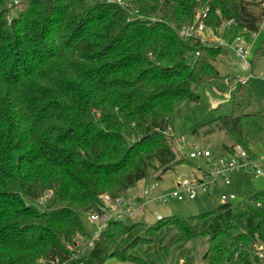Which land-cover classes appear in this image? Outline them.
I'll use <instances>...</instances> for the list:
<instances>
[{"label":"trees","instance_id":"16d2710c","mask_svg":"<svg viewBox=\"0 0 264 264\" xmlns=\"http://www.w3.org/2000/svg\"><path fill=\"white\" fill-rule=\"evenodd\" d=\"M9 1L0 0V264H165L198 238L205 264H251L264 242V191L156 225L111 220L97 238L82 215L103 193L127 195L148 169L160 177L186 161L167 133L228 52L180 30L203 22L216 34L233 20L257 33L264 0H20L11 21ZM250 99L239 90L233 114L217 119L232 147L264 139V113L244 111ZM143 245L154 252L142 263L133 252Z\"/></svg>","mask_w":264,"mask_h":264},{"label":"rangeland","instance_id":"374dc122","mask_svg":"<svg viewBox=\"0 0 264 264\" xmlns=\"http://www.w3.org/2000/svg\"><path fill=\"white\" fill-rule=\"evenodd\" d=\"M128 1L125 0L122 3H118L126 5ZM20 3V0L9 1L7 6L9 10L7 18L9 21L20 15L22 10ZM206 11H208L207 8H205L204 12ZM204 12L199 13L197 17H204ZM199 36L203 43L209 41L214 44L217 42L223 43L228 55L220 57L217 63L220 77L195 85L194 89L199 96V100L183 106L174 115L172 128L167 133V136L170 138L174 149L177 150L178 156L186 159V161L177 165L175 169L164 172L160 177L162 170L148 169L146 177L127 191L128 196H141L144 188H149L152 184L158 185L157 189L152 193L154 198L169 193L173 188L174 182L202 178V173L210 171L215 165L216 160L214 158L219 156L228 157L227 148L233 146V141L226 131L220 128L217 119L220 116L233 114V102L239 90H244L251 98L244 107L245 112L255 113L260 111L264 113V56H256L257 51L264 43V20L257 33L246 31L237 24H230L227 21L222 24L216 34L212 29L205 27L203 34ZM238 42H243L250 49L246 60H242L236 53L235 48ZM225 79H227V82ZM197 148L208 149L212 154L211 161L204 158L190 159L189 154ZM247 149L252 161L262 172L261 174L254 172L233 173L230 175L232 180L230 186H226L222 178L218 177L216 193L212 192L213 188H215L212 186L209 189L210 193H199L193 200L178 201L176 198H170L167 203L151 201L146 206L135 211V218L133 220L129 218V220L133 222L143 220L149 225H156L158 224L156 212L166 218H188L190 215L202 214L213 210L215 205L222 203L221 194L233 193L236 196L232 200L233 205L249 202L255 193L264 191V139L249 141ZM51 195L52 191L47 190L44 192L42 200L51 198ZM82 219L85 227L92 232L94 237L97 225L90 220L88 213L83 214ZM170 230L174 231V233L176 232L175 227L170 228ZM81 238L82 236H78V240ZM258 244L256 242L253 250H249L250 260L259 254ZM207 247V238L185 241L172 251L170 259L165 264H205L204 254ZM146 250L147 252H154L153 248H148L147 245H143L138 249L139 253L133 252L138 257L137 260L139 262L143 263L145 260L150 259L148 254L151 252L144 253ZM162 250L163 248L156 247V252L164 256ZM103 264L138 263L109 258Z\"/></svg>","mask_w":264,"mask_h":264},{"label":"built area","instance_id":"2783aa9c","mask_svg":"<svg viewBox=\"0 0 264 264\" xmlns=\"http://www.w3.org/2000/svg\"><path fill=\"white\" fill-rule=\"evenodd\" d=\"M119 3L124 2L125 0H116ZM230 24H234L233 20L228 21ZM205 25L203 22L198 23V25H193L186 27L180 30V35L183 38L189 37H198L201 41L200 34H203ZM203 42V41H202ZM236 53L240 56L242 60H246L250 49L245 46L243 42H238L236 45ZM227 82V79H225ZM245 83V81H243ZM228 157L219 156L214 158L216 160L215 165L210 171H204L202 178H196L191 181L177 182L169 193L162 194L158 197H153L152 193L157 189V184H152L149 188H144L142 192V197L137 196H128L120 195L113 196L109 193H103L100 195V204L98 208L90 211L89 218L94 224L97 225V230L95 231L94 238L100 234V232L106 227L109 221L111 220H132L135 218V211H138L140 208L146 206L147 203L151 201H160L162 203H167L170 198H176L178 201L183 200H193L199 193L207 194L210 190V187L214 190L212 192L216 193V185L218 177H221L224 184L230 186L232 180L230 175L238 172H254L256 174H261L262 172L256 167L252 161L249 152L241 145H235L230 147L228 150ZM212 154L208 149H200L192 151L189 154L190 159H199L204 158L211 161ZM201 169V168H200ZM210 193V192H209ZM233 193L221 194L220 199L222 203H227L235 199ZM157 220L164 218L162 214L156 212ZM93 238V239H94ZM77 246L85 248H90L92 245L91 240L88 243H85L81 239H77ZM259 251L256 257H252L251 264H264V242L259 243ZM70 249H72L70 247Z\"/></svg>","mask_w":264,"mask_h":264},{"label":"crops","instance_id":"0c3cea01","mask_svg":"<svg viewBox=\"0 0 264 264\" xmlns=\"http://www.w3.org/2000/svg\"><path fill=\"white\" fill-rule=\"evenodd\" d=\"M202 174H203V173H202ZM177 182H178V181L174 182L173 185H172V187H174L175 183H177ZM226 186H227V185H226ZM172 187H171V188H172ZM137 197H142V195H141V196H137ZM154 202H155V201H154Z\"/></svg>","mask_w":264,"mask_h":264}]
</instances>
